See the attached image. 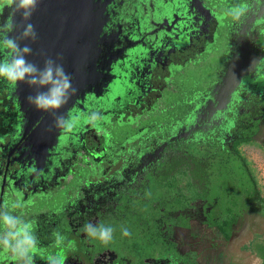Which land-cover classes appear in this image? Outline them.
<instances>
[{
  "label": "flooded vegetation",
  "instance_id": "flooded-vegetation-1",
  "mask_svg": "<svg viewBox=\"0 0 264 264\" xmlns=\"http://www.w3.org/2000/svg\"><path fill=\"white\" fill-rule=\"evenodd\" d=\"M168 1L181 10L175 23L157 29L146 22L141 32L138 17ZM237 2L252 0H40L29 21L38 38L34 43L22 41L21 47L30 45L32 54L26 59L39 67L44 59L62 54L58 62L73 76L78 91L55 114L80 119L71 131L52 128L54 115L37 111L25 99L34 89L20 83L15 91L17 86L0 81V206H10L22 196L25 206L14 214L34 223L39 241L32 253L34 264H48L50 256L63 264H198L192 253L179 252L171 235L174 227L190 222L206 225L215 238L221 237L217 241L237 228L244 215L264 217L260 209L242 208L220 232L205 219L214 221L222 214L213 219L214 214L205 212L211 207L205 205L204 210L202 199H196L195 207L172 211L174 217L185 216L186 223L160 224L158 242L139 258L118 259L112 249L98 248L101 242H91L84 232L86 224H99L122 202L120 209L136 202L173 148L197 165H208L218 150L233 153L238 145L250 143L264 148V19L250 16L234 21L226 13ZM9 12L6 8L4 16ZM258 14L264 17V7ZM19 19L17 15L18 23ZM158 31H165L160 49L142 67L134 63L133 47L148 44ZM206 67L212 70L203 77L212 86L209 96L199 86L203 72L208 73ZM176 75L194 83L181 89L173 81ZM166 90L181 97L165 105ZM109 92L111 102L102 100ZM206 100L210 102L205 104ZM165 108H173L169 117H164ZM91 111L104 119L88 123ZM159 113L161 121L154 118ZM255 134L263 142L253 141ZM243 138L250 143H243ZM124 139L133 149L128 154ZM192 147L195 152L189 156ZM120 148L124 160L119 167ZM94 151L96 159L90 155ZM141 200L147 201L144 194ZM50 201L54 206L44 212L41 208ZM36 205H42L41 210L30 212ZM162 210L163 205L161 215ZM56 232L64 236L60 245L55 243ZM261 236L264 229L253 234L251 242L259 244ZM253 245L244 248H253L252 254L259 255ZM0 264L18 262L8 255L0 257Z\"/></svg>",
  "mask_w": 264,
  "mask_h": 264
},
{
  "label": "clouds",
  "instance_id": "clouds-1",
  "mask_svg": "<svg viewBox=\"0 0 264 264\" xmlns=\"http://www.w3.org/2000/svg\"><path fill=\"white\" fill-rule=\"evenodd\" d=\"M40 0H0V16L4 10H10L0 22V81H5L15 87L20 83L34 89V94L28 95L26 101L37 111L54 115L52 128L71 131L80 119L75 115L55 113L62 108L69 99L76 94L78 89L73 85V76L65 71L62 63V54H57L55 59L48 57L43 61V67L26 59L32 54L29 44L21 47L22 41L34 43L38 34L35 26L30 23ZM264 7V0H252L251 3L237 2L229 5L227 15L234 21H243L250 16L259 17V8ZM19 15V23L16 20ZM22 29V30H21ZM18 32V35H11ZM43 55V53H41ZM104 117L97 111L87 115V122L96 124ZM24 201L20 196L10 206L5 203L0 206V257L10 255L18 264H34L32 253L38 248L39 241L35 235L34 223L26 221L14 210L22 209ZM11 209V210H10ZM114 228L103 224L88 223L84 232L88 237L108 244L113 240ZM122 235L130 237L131 231L124 227ZM64 236L55 233V243L62 244ZM48 264H63V260L48 257Z\"/></svg>",
  "mask_w": 264,
  "mask_h": 264
},
{
  "label": "rangeland",
  "instance_id": "rangeland-1",
  "mask_svg": "<svg viewBox=\"0 0 264 264\" xmlns=\"http://www.w3.org/2000/svg\"><path fill=\"white\" fill-rule=\"evenodd\" d=\"M207 72L208 73H205V74L203 72L204 75L203 74L201 75V82H200L201 85L199 86L203 85V82H204L203 77L205 78L207 75H210L212 73V70L208 68ZM184 77H180L179 75H176V77H173V81L176 84H178L181 89L183 88L185 90L189 86L190 83L193 84L194 82L192 81V79H187L186 77L184 79ZM165 92H166L165 102H164L165 105L167 103L174 101L175 98L181 97V95H179L177 91L172 92L170 90L169 92H167L166 90ZM172 109L165 108L164 117H169V114L172 111ZM161 115L162 113L154 115V118L155 119L157 118L158 120L161 121L162 120ZM251 139H253V141L255 142L262 141V138H260L259 136H256V134L251 136ZM255 144L251 143L248 146L238 145L237 151L240 153V155H242L245 158L243 160L249 161L248 162L249 165L247 164V166H251L254 168V171H252L251 174H253V176L256 179V188L258 189L257 194L253 193L251 196H248L249 195L248 192L245 194V191L242 190L240 181L241 183H247V181L243 179L247 177L246 175L242 174V171H241L242 166L240 167L241 161L235 160L233 158V155H231V153L229 152L221 153L218 150V153H216L214 156L211 155V162H210L211 164L209 163L208 165H206V162L205 164L201 162L200 165L199 164L197 165L191 159L182 157L181 154L178 153L179 151H176V149L173 148L172 150L174 151H171V152L167 151L165 154V155L169 154L170 156L168 161H166L167 163L159 165L160 168H158L157 170L158 174L152 177L153 179L152 178L149 179L148 187H145L144 193L142 194L139 193L137 195L136 202L132 201V203L130 202L129 206H127L125 209H120L123 203L122 202L120 206H117L116 210H111L108 212V215H107L108 217L102 216V219H100L99 224L111 226L114 228L115 231L113 233L112 242L108 244H104L101 242L98 248L108 247L111 249V247L113 246L112 245L113 242L119 243L120 241L118 239L121 240V238L123 237L121 230L124 227L128 228L132 233L131 237L134 236L135 240L139 242V244L142 245L145 243L146 235H149L153 238V237H156L157 234L158 235L161 234V232L158 231V228H160V226L157 227V223H155V221L157 222L160 221L163 224L162 221L171 223L177 220L178 217L172 216L173 212L171 208L175 206L174 204L172 203L165 204L162 210L163 215L162 217H159V215L155 214V212H158V211H155L156 209L151 214L152 212L151 208H153L154 205L152 206L150 202L156 201L158 205L160 206L161 200L155 199V196L157 195H162L161 196L162 200L165 202H169L168 199L172 200L173 194L169 195V193L173 191H169L167 194V191L165 189L166 187L164 188V185L166 186L164 182L169 177L174 178L175 177L174 175L177 176V173H178V176L176 177L175 182H178V180L183 181V175L181 174L183 170L184 171L187 170L188 176H185L184 178L185 183L183 182L182 185L184 184L187 185L186 182H189L192 187L200 191V189L205 190V188H207V186L211 184L213 187H215V189H218L217 193H219L220 195L223 194L221 196V200L219 204L220 206H223L222 208L221 207L217 208V206L211 207L210 209L207 208L209 209L207 212V210H205L206 208L202 207L205 210V212H207L206 214H209V213L214 214L213 219H215V216L217 214L221 215L220 211L223 210L225 205H228L227 207L230 208L234 216H237L236 213L239 212V209L241 207H243V209L248 208L251 210L258 209V211L260 209L264 212V148L262 147L263 145L261 146V145H257V144L255 145ZM256 146H259V147H256ZM191 149L192 150H189V152L194 153L195 152L194 147H192ZM206 149H209L208 146ZM224 157H227L226 164L224 163V165H222L221 167L219 165L218 167H220V169L223 167L225 175L224 176L223 175L221 176L220 174L216 175V168L218 167L215 166V163L217 164L218 161L221 162V160H224ZM207 174H209L208 177L206 176ZM203 175H205V178ZM97 183L98 181H96L95 187H97L98 185ZM86 186L89 187L90 185L87 184ZM243 187H244V184H243ZM227 190L230 193V195L228 196L225 195ZM143 194H144V197L147 198V201L141 200L143 197ZM122 200L124 201V199ZM192 202H195V201L193 200ZM174 203L178 205V203L176 202ZM197 203L199 204L201 203V201L199 200ZM39 206H42V205H36L32 207V209H30V212L38 213L41 209H43L44 212H47L49 209L52 208V206H54V201L48 202V205H46V207L44 208L38 209ZM180 208L184 210L183 207H180ZM168 210L170 212L168 215H166ZM185 211L188 213L189 212L191 213V211L190 210L188 211V209H186ZM125 214H128V215L125 216ZM93 240L94 239L90 238L91 242H94ZM259 241H260L259 246L258 247L255 246V248H257V252L259 253L261 264H264V237L262 236L259 237Z\"/></svg>",
  "mask_w": 264,
  "mask_h": 264
},
{
  "label": "trees",
  "instance_id": "trees-1",
  "mask_svg": "<svg viewBox=\"0 0 264 264\" xmlns=\"http://www.w3.org/2000/svg\"><path fill=\"white\" fill-rule=\"evenodd\" d=\"M241 141L245 144H248L250 143L248 141L247 138H243L241 139ZM240 141V142H241ZM251 144V143H250ZM192 153V152H191ZM190 153V154H191ZM189 154V156H191ZM231 155H233V158L235 160H239L241 161V171H242V174L246 175L247 178H243L247 181V183H241L240 181V185L242 187V190L245 191V194L248 192V196H251L253 193L257 194V191L258 189L256 188V179L255 177L253 176L252 171H254V168L251 167V166H247V164L249 165V161L248 160H243L245 159L242 155H240L239 152H237L236 150L231 153ZM226 160H227V157H224V160H221L217 162V164L215 163V166H219L220 167L222 165H224V163L226 164ZM245 161V162H244ZM220 167L216 168V175L220 174L221 176L225 175L224 174V170H223V167L220 169ZM231 171V169H230ZM204 172V171H203ZM202 172V174H203ZM181 174L183 175V181H179L178 182H175V179L176 177L178 176V173H177V176L174 175L175 177H169L166 179V181L164 182L166 184V186L164 185V188L166 189L167 191V194L169 191H173L171 193H169V195H172V200L168 199L169 202H165L162 200V195H157L155 196V199H160L161 200V205L160 206H164L165 204L167 203H172L174 204L175 206L171 208V210H175L176 208H180V207H195L193 204H192V201L193 200H196V199H202V204L203 206L205 207V205H209V207H223V206H220V200H221V196L223 195H220L219 193H217V190L218 189H215V187H213L212 185L205 188V190L203 189H200V191H198L197 189H195L194 187L191 186V184L189 182H186L187 185H182L183 182L185 183V176H188L187 175V170L186 171H182ZM209 174H207L206 176L208 177ZM204 178H205V175H203ZM207 181V179H206ZM163 183V184H164ZM211 183V182H210ZM243 184H244V187H243ZM168 188V189H167ZM163 189V190H165ZM233 189V188H232ZM230 189V190H232ZM202 190V191H201ZM235 190V188H234ZM251 191V192H249ZM233 193V192H232ZM225 195H230V193L228 192V190L226 191V194ZM240 195V194H239ZM196 198V199H195ZM166 199V198H165ZM174 202L178 203L175 204ZM180 202V204H179ZM158 203L153 207L151 208L152 212L151 214L155 211H158V212H155V214L159 215V217H161V213L159 212V207ZM228 205H225L223 210L220 211V214H222L221 218L219 219H215L214 221H211L209 219V217L207 216L206 217V223L209 225V226H214V228H217L219 229L220 232H223V230H225V228L227 227V225L230 223L231 219L233 218L232 216H234L230 210L229 207H227ZM243 207H241L239 209V212L236 213V215H239L241 213V210H242ZM208 212V211H207ZM263 212V211H262ZM128 214H125V216H127ZM185 217V216H184ZM182 217V218H184ZM155 218V217H154ZM182 218L178 217L177 220H175L174 222H171V223H183L185 224L186 222L182 220ZM164 222V221H162ZM155 223H157V227L162 224L160 221H155ZM165 224H169V222H164ZM166 230H169V227L167 228V225H166ZM227 236V235H226ZM146 238L151 242V244H147L146 240H145V243L144 244H139V242H137L134 238V236H130V237H126V236H123L120 239H118L120 242L119 243H115L113 242V246L111 247V249L115 252L116 254V257L119 259L121 257H138L139 255L140 256H143L144 254V251H146V249L150 247H152L154 244H156L158 242V237H151L149 235H146ZM112 242V241H111ZM110 243V242H109ZM166 244L170 245L171 242L168 241ZM119 245V246H118ZM109 246V245H108ZM139 258V257H138Z\"/></svg>",
  "mask_w": 264,
  "mask_h": 264
},
{
  "label": "crops",
  "instance_id": "crops-1",
  "mask_svg": "<svg viewBox=\"0 0 264 264\" xmlns=\"http://www.w3.org/2000/svg\"><path fill=\"white\" fill-rule=\"evenodd\" d=\"M209 100L205 101L208 104ZM244 215L224 240H217L212 229L206 225L190 222L185 227H174L171 231L180 253H192L198 264H261L260 256L252 254L253 234L264 229V218L260 215ZM221 238V237H220ZM259 244H257V247ZM248 247V246H247ZM258 253V252H257Z\"/></svg>",
  "mask_w": 264,
  "mask_h": 264
},
{
  "label": "water",
  "instance_id": "water-1",
  "mask_svg": "<svg viewBox=\"0 0 264 264\" xmlns=\"http://www.w3.org/2000/svg\"><path fill=\"white\" fill-rule=\"evenodd\" d=\"M176 4L177 3H173L171 1H168L167 3H163L162 4V8L154 9L153 12H151L150 14H147V16L142 17V18L139 16L138 17V22L141 24V26H139L140 31L142 32V31L145 30V28L147 27L146 26L147 23L149 24V26H153V27L159 26L157 29H160L161 26H165V25H170L171 26V25H173L175 23V21H176V17L181 16V10L180 9H175V7H174V5H176ZM164 38H165V31L164 32L163 31H161V32L158 31V32L155 33V35L151 36V38H150L151 42L148 41V44H146V45L140 44L139 47H133L132 52H133V57H134V59H133L134 63L139 64V66L142 67L143 66V61L145 60V62H146L149 59L148 57L151 54H153V52L155 53V52H157L160 49ZM18 87H19V85H17L15 91L18 90ZM211 87L212 86H210V83H208L207 80H204L203 85L201 86V88H202L203 91H205L206 96L210 95V88ZM123 90H125V89H123ZM112 96L113 95L111 93L107 94L105 96V98H103L102 100L106 99V101L111 102ZM138 122L140 123L141 120H139ZM137 134L139 135L140 131H137ZM109 136L112 137L111 132L109 133ZM132 137H137V136L135 135V136H132ZM123 143H124L123 145L127 147V148L125 147V153L126 154L130 153L129 150H133L130 147L128 148V144H130V142H127V140L124 139ZM131 143H133L134 146H139V144L137 142H135V141H131ZM123 148L119 149V151H118L119 156H118V153L116 155V158L118 159V163H120V165H117L119 167L121 165H123V160H124L123 159V156H124L123 155ZM90 155L96 159L97 156H98V153H97V151H94V153L90 152ZM90 170H92L91 167H90Z\"/></svg>",
  "mask_w": 264,
  "mask_h": 264
}]
</instances>
